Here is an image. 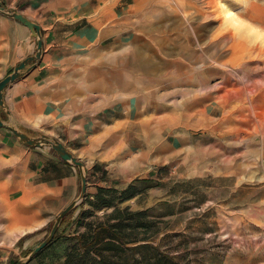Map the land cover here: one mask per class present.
Instances as JSON below:
<instances>
[{
  "label": "rangeland",
  "instance_id": "1",
  "mask_svg": "<svg viewBox=\"0 0 264 264\" xmlns=\"http://www.w3.org/2000/svg\"><path fill=\"white\" fill-rule=\"evenodd\" d=\"M147 1L135 37L81 58L73 74L77 95L93 82L95 98L107 99L79 108L95 111L134 93L146 105L153 101L143 106L142 121L156 124L152 135L163 151L174 148L170 162L157 167L151 199L146 193L134 205L156 206L152 215L164 221L153 243L182 264H264V0ZM224 3L240 24L228 21ZM103 63L108 75L101 78ZM113 75L123 85L104 95L103 81L110 84ZM180 98L189 107L205 104V112L170 118L169 106ZM32 123L23 128L33 136L52 131V124ZM200 145L208 154L215 145L229 153L233 145L235 163L191 171L186 152ZM8 186L0 179V264L27 257L65 209L43 198L25 218V204L8 200ZM42 221L48 222L44 232L25 234V226ZM33 261L28 264H41V258Z\"/></svg>",
  "mask_w": 264,
  "mask_h": 264
},
{
  "label": "crops",
  "instance_id": "2",
  "mask_svg": "<svg viewBox=\"0 0 264 264\" xmlns=\"http://www.w3.org/2000/svg\"><path fill=\"white\" fill-rule=\"evenodd\" d=\"M147 4V0H0V5L38 23L43 37L42 54L35 66L5 89L6 108L1 110V117L19 127L33 128L32 122L41 118L40 125L52 124L47 135L61 140L86 164L85 199L95 201L105 195L110 200L140 180L155 182L157 167L170 162L174 154V148L163 151L164 145L153 137L156 124L142 121L143 106L151 108L153 101L146 105L134 93L95 111L82 110L81 105L107 97H79L73 76L83 56L102 53L110 44L121 46L127 38L135 37ZM36 51L37 40L31 30L19 20L0 14V79ZM105 69L103 63L101 78L108 75ZM93 86L90 82L86 89ZM169 107H173L170 118L199 117L206 109L205 104L189 107L181 98ZM2 164L6 170L0 168V179L9 183L8 200L25 204V218L35 214L43 198L58 200L64 209L80 192L77 171L52 147L27 145L6 127H0V167ZM155 189L147 191L150 199ZM140 195L122 205L134 208ZM88 208L90 204L84 203L54 240L75 234L77 220ZM106 210L112 207L104 205L95 213L103 216ZM47 224L42 221L25 226V234L44 232ZM64 250L62 260L67 256Z\"/></svg>",
  "mask_w": 264,
  "mask_h": 264
},
{
  "label": "trees",
  "instance_id": "3",
  "mask_svg": "<svg viewBox=\"0 0 264 264\" xmlns=\"http://www.w3.org/2000/svg\"><path fill=\"white\" fill-rule=\"evenodd\" d=\"M156 185L154 181L149 184V181L140 180L122 195L112 196L110 200L105 195H99L95 201L85 199L84 203H89L91 208L80 215L75 234L53 240L33 260L41 258V264H182L160 245L153 243L164 222L152 215L156 206L134 209L130 204L122 205L138 194H141L138 199L142 198L150 187ZM104 205L112 207V210H106L103 216L97 215L95 210ZM62 250L67 255L63 260ZM43 255L50 256V261H44ZM17 261L13 260L11 264Z\"/></svg>",
  "mask_w": 264,
  "mask_h": 264
},
{
  "label": "water",
  "instance_id": "4",
  "mask_svg": "<svg viewBox=\"0 0 264 264\" xmlns=\"http://www.w3.org/2000/svg\"><path fill=\"white\" fill-rule=\"evenodd\" d=\"M0 14L7 17L19 20L25 24L32 32L33 36L37 40V51L34 55H30L19 62L14 70L0 79V112L6 108L4 92L7 86L25 75L30 71L40 59L43 48V37L41 34V27L38 23L27 18L23 14L16 12L12 9H8L3 5H0ZM30 63H33L29 66ZM0 127H6L11 130L14 135L20 139L23 143L30 146H45L49 145L55 152L62 158L63 161L70 163L81 180L80 192L77 198L69 204L61 214L55 219L54 224L48 233V235L32 250V252L25 258L19 259L16 264H28L36 255H38L45 247H47L58 235L63 225L70 220L73 215L81 209L85 202L87 187H88V171L86 164L79 159L61 140L56 137H51L45 133L39 136H33L23 127L16 126L12 123L5 122L0 114Z\"/></svg>",
  "mask_w": 264,
  "mask_h": 264
},
{
  "label": "bare ground",
  "instance_id": "5",
  "mask_svg": "<svg viewBox=\"0 0 264 264\" xmlns=\"http://www.w3.org/2000/svg\"><path fill=\"white\" fill-rule=\"evenodd\" d=\"M223 9H224V13L226 15V17L228 18V21H230L232 24L236 25V24H240L241 21L238 18V16L235 15V13L233 12L232 7L227 4L224 3L223 4ZM231 14V15H229ZM264 16V15H263ZM127 64V63H126ZM110 79H108L109 81ZM103 84L106 86L104 89V95L106 94V92L110 91L111 93L114 92L116 89H119L120 86L123 85V83L120 81V79L113 75V77H111V81L110 84L107 83L106 81H103ZM89 86V85H87ZM86 87V86H85ZM87 88V87H86ZM85 88V95L87 96H91L95 98V91L94 90H99L97 88L93 87H88L89 89ZM88 92V93H87ZM108 96V95H106ZM46 118V117H45ZM48 118V117H47ZM37 120V119H36ZM35 120V121H36ZM43 121V118L38 119L37 124L40 125V123ZM207 125V124H206ZM208 127V126H207ZM206 129V128H205ZM210 130V129H209ZM223 131V129H222ZM214 132V131H213ZM212 135V134H210ZM214 137V136H213ZM210 144V143H208ZM148 146V145H147ZM195 147V146H194ZM184 148V147H183ZM229 153L228 151H226L225 153H221V145H215L214 149L211 151L210 154L205 153V149L203 145L197 146L195 148H191L188 147V150L186 152L187 155V160H189V165L188 167L191 169V171H196V170H203L204 168L208 167L211 168L212 170H217V169H222L228 166L229 163H231L232 161L235 160V148L234 146H230L229 147ZM177 150V149H176ZM179 150V149H178ZM239 151V150H238ZM249 152V151H247ZM254 152V151H253ZM247 154V153H246ZM255 153H253L254 155ZM180 155V154H179ZM184 158V157H183ZM238 158V157H237ZM236 158V159H237ZM201 159L203 162H197V160ZM235 163V161H234ZM186 165V164H185ZM229 167V166H228ZM227 167V168H228ZM188 168V169H189ZM207 168V170H208ZM237 168V167H236ZM228 170V169H227ZM238 171V170H237ZM240 172V171H239ZM232 174V173H231ZM235 175V174H234ZM233 175V176H234ZM262 178V177H260ZM241 180V179H240ZM243 180V179H242ZM238 183V182H237ZM23 232V230H19L14 234V239L17 238L21 233ZM234 261V260H233ZM240 263V262H239ZM244 263V262H243ZM242 263V264H243ZM237 264V262H236Z\"/></svg>",
  "mask_w": 264,
  "mask_h": 264
},
{
  "label": "snow or ice",
  "instance_id": "6",
  "mask_svg": "<svg viewBox=\"0 0 264 264\" xmlns=\"http://www.w3.org/2000/svg\"><path fill=\"white\" fill-rule=\"evenodd\" d=\"M229 15H231V14H229Z\"/></svg>",
  "mask_w": 264,
  "mask_h": 264
}]
</instances>
